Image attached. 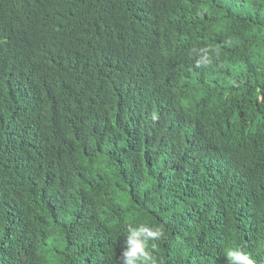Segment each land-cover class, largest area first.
I'll return each mask as SVG.
<instances>
[{"label": "trees", "instance_id": "trees-1", "mask_svg": "<svg viewBox=\"0 0 264 264\" xmlns=\"http://www.w3.org/2000/svg\"><path fill=\"white\" fill-rule=\"evenodd\" d=\"M257 87L264 0H0V264H264Z\"/></svg>", "mask_w": 264, "mask_h": 264}, {"label": "clouds", "instance_id": "clouds-1", "mask_svg": "<svg viewBox=\"0 0 264 264\" xmlns=\"http://www.w3.org/2000/svg\"><path fill=\"white\" fill-rule=\"evenodd\" d=\"M210 51H215L210 47H203L200 49H193L192 52L197 55L195 60V67L208 66L212 63L209 55ZM264 89L257 87L254 92L255 99L258 102L264 100L261 93ZM158 119L156 113L151 114V120L154 122ZM126 239L124 247L121 251L120 264H163L158 260L151 249L156 247L152 241L158 240L165 233L160 225L151 226L147 223H140L138 225L128 224L126 226ZM224 257L228 264H256V261L251 258L250 254L245 253L239 246H230L225 249Z\"/></svg>", "mask_w": 264, "mask_h": 264}]
</instances>
